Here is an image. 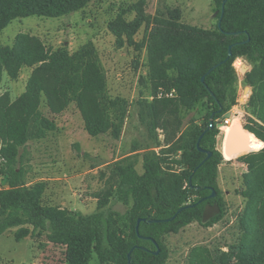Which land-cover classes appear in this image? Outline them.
<instances>
[{
    "label": "trees",
    "instance_id": "1",
    "mask_svg": "<svg viewBox=\"0 0 264 264\" xmlns=\"http://www.w3.org/2000/svg\"><path fill=\"white\" fill-rule=\"evenodd\" d=\"M91 1L0 0V33L17 19L63 17L83 10ZM133 11L136 16L132 21L124 12L111 22V33L120 48L137 47L135 36L144 26L149 39L152 75L168 90L176 91L174 98L156 96L146 102L144 109L151 121L150 131L159 127L158 121L165 122V116L192 112L205 102L212 107L204 125L193 120L171 148L179 156L177 164L183 172L169 174L161 156L147 151L142 157L143 173L137 170L135 156L114 164L116 186L110 184L99 194L98 212L84 216L45 205L46 185L27 184L28 170L22 148L56 132L57 124L49 116L62 113L73 103L91 137L110 134L119 139L129 113V102L109 94L106 75L92 43L71 54L66 48L48 51L37 38L21 35L13 47L0 48V85L5 72L14 80L21 69H33L25 92L13 103L0 102V175L8 180V188L0 190V237L14 228H19L18 240L36 231L45 232L51 243L66 247L67 264H90L94 255L100 264H130L128 256L133 248L132 264H161L163 236L193 223H202L208 206H217L219 213L206 225L218 223L224 210L217 179L219 166L226 160L217 149L218 138L223 135L220 126L229 111V99L236 93L232 65L242 57L253 66L245 83L254 88L251 102L256 109L245 129L263 147L260 152L254 151L256 154L237 158L251 166L250 206L258 203L260 210L253 215L255 241L248 246L231 247L221 262L231 264L230 257L234 256L236 264H264V0H217L218 22L210 30L186 26L174 17H153L146 12L143 1L135 4ZM233 44L236 45L228 59L229 47ZM214 66L217 68L208 74ZM203 76H206L205 83ZM44 105L47 115L42 110ZM203 134L200 148L212 153L207 161V153L197 146ZM212 189L217 196L203 200L212 194ZM111 198L130 206L125 215L104 212ZM181 208L185 209L177 214ZM174 216L173 221L149 222ZM140 219L144 221L139 233L158 242L161 248L158 256L153 254L154 243L141 239L137 233Z\"/></svg>",
    "mask_w": 264,
    "mask_h": 264
},
{
    "label": "rangeland",
    "instance_id": "2",
    "mask_svg": "<svg viewBox=\"0 0 264 264\" xmlns=\"http://www.w3.org/2000/svg\"><path fill=\"white\" fill-rule=\"evenodd\" d=\"M140 1L144 2L149 15L165 19L174 17L186 26L210 30L218 22L215 16L217 0H92L83 10L67 16L17 19L0 33V48L13 47L21 35L37 38L48 51L66 48L71 54L92 43L105 72L109 94L129 102V113L119 139L110 134L91 137L73 103L62 113L49 116L57 124L56 132L22 148L23 162L28 170L27 184L33 186L40 182L46 185L43 203L47 206L84 216L98 212L99 194L105 192L110 184L116 186L114 164L135 156L137 170L143 173L142 157L147 151H155L161 156L163 167L169 174L183 172L177 164L179 156L171 148L193 120L200 126L204 125L212 107L205 102L192 112L182 111L177 116H165V122L158 121L159 127L150 131L151 121L144 109L146 102L167 94H172L169 98H174L176 91L168 90L152 75L149 39L144 26L135 36L137 47L125 45L120 48L109 29L110 23L121 13L127 12L128 20L132 21L136 16L133 7ZM247 66L248 71L234 77L236 93L230 97L229 111L223 119L232 114L239 118L218 138L217 149L225 153L226 159L219 166L217 179L223 199V217L218 223L207 226L206 222L219 213L217 206H208L202 223L196 222L163 236L161 264H196L199 261L222 264L221 259L224 254H229L231 247L240 248L255 241L253 215L260 210V206L255 202L250 206L251 166L245 168L244 161L238 158L258 153L254 151H259L263 145L247 133L246 154H226L227 138L232 129L245 128L248 118L256 112L251 102L254 88L245 83L253 66L249 62ZM32 72V68H23L14 80L6 72L3 73L0 102L13 103L21 96ZM42 110L48 114L45 105ZM6 187L8 180L0 175V190ZM129 208L111 198L104 212L125 215ZM247 228L249 233H246ZM18 230L11 229L0 237V264H67L66 247L51 243L47 233L36 231L18 240ZM229 263H237L234 256L230 257ZM90 264H100L96 255Z\"/></svg>",
    "mask_w": 264,
    "mask_h": 264
},
{
    "label": "water",
    "instance_id": "3",
    "mask_svg": "<svg viewBox=\"0 0 264 264\" xmlns=\"http://www.w3.org/2000/svg\"><path fill=\"white\" fill-rule=\"evenodd\" d=\"M225 3L226 1H224L223 3V10H222V15H224V6H225ZM219 14V12L217 11L215 13V16H217ZM222 19V17H221ZM219 26L221 27V22L219 23ZM227 35H233V33H226ZM250 41V38L247 40V42ZM246 43V42H244ZM236 44H233L229 47V56H228V59L232 56V50L234 48ZM217 66H214L213 68H211L209 71H208V74L211 73L214 69H216ZM205 78L206 76H203L202 77V82L205 83ZM223 108H220V112H222ZM214 114L211 116V119H210V123H211V127H213V124H214ZM247 133H251L249 131H247L245 128L243 127H234L230 133V135L228 136L227 138V146H226V154L228 156H234V155H245L248 150V137H247ZM204 134L199 138L198 140V149L201 151V152H206L207 153V158L205 159V161H207L211 156H212V153L211 152H208V151H205L203 149L200 148V142L203 138ZM225 138V137H224ZM223 155L225 157V153L223 152ZM204 163V162H203ZM190 184H192V178H190ZM217 196V193H216V190L212 189V194L210 196H208L207 198H204L203 200H206L208 198H215ZM185 208H181L180 210H178L177 214L181 213ZM176 216H174L173 218L169 219V220H155V219H151L149 222L150 223H159V222H168V221H173L175 219ZM144 221V219H140L138 220V223H137V233L139 235V237L143 240H149V241H152L156 247V251L153 252V254L155 256H158L161 252V248L158 244V242L155 240V239H152V238H149V237H144L142 235H140L139 233V227H140V224L141 222ZM142 249L146 250L145 248L142 247ZM134 248L132 249V251L129 253V263H131V254L133 252Z\"/></svg>",
    "mask_w": 264,
    "mask_h": 264
},
{
    "label": "built area",
    "instance_id": "4",
    "mask_svg": "<svg viewBox=\"0 0 264 264\" xmlns=\"http://www.w3.org/2000/svg\"><path fill=\"white\" fill-rule=\"evenodd\" d=\"M247 64H248V62L244 58H242V57L237 58L232 65V72H233L234 77H239V74L242 71H248V69H246V68H248ZM245 74H246V72H245ZM169 96H172V94L166 95V97H169ZM237 118H239V117H236L235 114H232L231 116H228L223 120V123L220 126V130L222 131L223 134H225L226 129L230 128L233 125L235 119H237ZM243 166L247 169L249 168V166L246 163H243Z\"/></svg>",
    "mask_w": 264,
    "mask_h": 264
},
{
    "label": "crops",
    "instance_id": "5",
    "mask_svg": "<svg viewBox=\"0 0 264 264\" xmlns=\"http://www.w3.org/2000/svg\"><path fill=\"white\" fill-rule=\"evenodd\" d=\"M6 188H8V187H6Z\"/></svg>",
    "mask_w": 264,
    "mask_h": 264
}]
</instances>
